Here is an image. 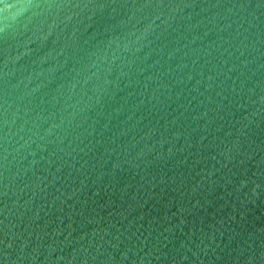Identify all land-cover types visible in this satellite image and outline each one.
Listing matches in <instances>:
<instances>
[{"label":"water","instance_id":"95a60500","mask_svg":"<svg viewBox=\"0 0 264 264\" xmlns=\"http://www.w3.org/2000/svg\"><path fill=\"white\" fill-rule=\"evenodd\" d=\"M0 264H264V0H0Z\"/></svg>","mask_w":264,"mask_h":264}]
</instances>
